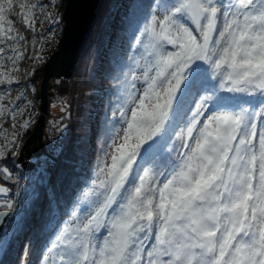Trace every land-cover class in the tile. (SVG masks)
Masks as SVG:
<instances>
[{"label":"snow or ice","instance_id":"snow-or-ice-1","mask_svg":"<svg viewBox=\"0 0 264 264\" xmlns=\"http://www.w3.org/2000/svg\"><path fill=\"white\" fill-rule=\"evenodd\" d=\"M38 6L0 0V59L13 65L0 63V84L19 83L11 73L26 51L10 17L35 31ZM131 7L134 54L116 57V107L104 116L96 165L74 167L67 200L48 186L47 160L23 186L22 205L20 185L15 196L0 185L4 241L39 211L45 187L38 264H264V0ZM23 111L0 104V117L13 121ZM31 123H0V179H13L4 161L19 155L20 130Z\"/></svg>","mask_w":264,"mask_h":264},{"label":"trees","instance_id":"trees-1","mask_svg":"<svg viewBox=\"0 0 264 264\" xmlns=\"http://www.w3.org/2000/svg\"><path fill=\"white\" fill-rule=\"evenodd\" d=\"M40 3H50L52 0H37ZM36 2V0H34ZM136 0H104L100 10L99 18L94 32H92L83 52L72 73L71 89L72 99L68 114H62L57 126L65 137L63 151L59 156L55 154V147L51 140L54 120L50 116L45 121L43 142L45 145V155L39 156L42 161H48L47 172L50 176L48 186L56 193L57 197L63 196L65 200L69 198L70 181L75 182L76 173L74 167L79 172H91L97 163V157L101 154L103 147L102 130L106 121L104 116L107 113L111 116L112 110L116 107L117 77L121 68L116 63V57H122L124 61L134 54L131 44L134 42L129 32L128 15L132 11V4ZM139 2H152V0H139ZM13 27L25 37H32L33 44L30 48L29 57L19 61L22 67V84L24 93H29L34 100L35 90L32 89V75L34 70L41 67L49 54H45L41 40L45 35L33 32L27 28L23 19L18 16L10 17ZM36 33V34H34ZM6 48L13 46L12 41H5ZM11 54V53H9ZM42 57L36 60L35 57ZM0 63L9 65L10 61L0 59ZM4 84H0V88ZM53 97L49 98V102ZM22 100V98H20ZM38 106V102H36ZM50 113V112H49ZM38 116V112L36 113ZM35 120L26 130H20L19 152L31 133ZM69 121V122H68ZM3 126L11 129L13 121L8 116L3 121ZM17 125V124H16ZM19 130V124L17 125ZM12 152L17 151L13 147ZM9 152L8 159L4 163L13 174V179L0 182L10 189V196H15L17 185L21 186V195L16 197L18 206L22 205L25 199L23 186L29 183V178H35L40 167H34L29 172H24L17 161ZM82 190V189H81ZM40 199L37 201L39 211H33L21 224L19 234L10 238L6 243L3 238V231L0 234V264H38L39 236L44 228L45 213L48 208V197L45 187L39 188ZM0 210H4L0 208ZM71 206H69V211ZM66 218V217H65ZM11 217L6 224H11ZM31 242V243H30ZM28 247V252L25 251ZM6 252V254H5Z\"/></svg>","mask_w":264,"mask_h":264},{"label":"water","instance_id":"water-1","mask_svg":"<svg viewBox=\"0 0 264 264\" xmlns=\"http://www.w3.org/2000/svg\"><path fill=\"white\" fill-rule=\"evenodd\" d=\"M103 2L104 0H60L58 10L61 11L63 24L60 38L55 50L32 75L33 83L40 79L34 95V101L38 102V116L17 158L24 172L34 169L30 158L46 153L43 133L49 116V98L53 95L50 81L54 77L67 79L72 76L78 59L96 28ZM10 217H5L3 223L6 224Z\"/></svg>","mask_w":264,"mask_h":264},{"label":"rangeland","instance_id":"rangeland-1","mask_svg":"<svg viewBox=\"0 0 264 264\" xmlns=\"http://www.w3.org/2000/svg\"><path fill=\"white\" fill-rule=\"evenodd\" d=\"M35 3H37L38 5L42 7L38 6L35 10L34 19L36 22L34 25L35 31L33 32L40 34L44 30L46 31L45 35H43L42 37L41 45L43 46V50H44L43 52L45 54H50L53 50H55L57 46V42L60 38L61 30L63 26L61 22V11L58 10L60 6V0H52L50 3H40L39 1L36 0ZM25 41L27 43H24L23 41L20 43V47L22 49H26V51H24V60L27 59V57H29L30 48L34 42L32 37H29V38L25 37ZM10 67H13L11 62L5 68V70ZM19 69H20L19 72H12L11 76L18 77L19 82H21L22 84V67L20 64H19ZM39 82H40V79H38L33 84L32 89L38 86ZM17 84L18 83H14L11 85L4 84V87L0 88V97H3V99H0V104L7 105L10 109H23L24 110L23 115L18 116L15 121L12 120L11 113H9V117L11 118V120L18 125V124H21L23 120L28 119L29 117L31 118V120L36 119L37 118L36 113L38 111H37L36 101H34L30 97L29 93H24L25 89L23 90V87H20ZM21 93H23V96H21ZM18 97L19 99H17ZM20 98H22V100H20ZM13 101L15 103H13ZM62 108L64 109L63 111H61ZM48 110L50 114L53 116H61L62 114L66 112L67 106L62 100L53 98L49 102ZM5 117L6 116L0 117V123H3ZM59 120L60 119H58V121ZM0 143H3V140H0ZM20 167L23 170L21 164H20Z\"/></svg>","mask_w":264,"mask_h":264},{"label":"built area","instance_id":"built-area-1","mask_svg":"<svg viewBox=\"0 0 264 264\" xmlns=\"http://www.w3.org/2000/svg\"><path fill=\"white\" fill-rule=\"evenodd\" d=\"M59 80L60 83L56 84L55 82ZM71 81H72V76L70 78H63V77H54L52 78L51 85H52V97L53 98H57L62 100L65 105L67 106V110H66V115L69 112L70 106H71V99H72V87H71ZM52 116L53 120H54V124H53V129H52V134H51V140L52 143L54 145H60V146H64L65 144V137L62 135V133L60 132L57 123H58V119H60V116H53L51 114H49V117ZM69 122V121H68ZM29 161H31L34 165V167H41L45 162L42 161L40 159V157H32L29 159ZM0 185L2 186H6L2 183H0ZM7 187V186H6Z\"/></svg>","mask_w":264,"mask_h":264},{"label":"bare ground","instance_id":"bare-ground-1","mask_svg":"<svg viewBox=\"0 0 264 264\" xmlns=\"http://www.w3.org/2000/svg\"><path fill=\"white\" fill-rule=\"evenodd\" d=\"M51 89H52V85H51ZM48 112H49V111H48ZM49 114H50V113H49ZM48 117H49V116H48ZM48 117H47V118H48Z\"/></svg>","mask_w":264,"mask_h":264}]
</instances>
